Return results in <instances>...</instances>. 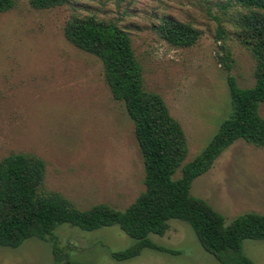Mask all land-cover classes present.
I'll return each mask as SVG.
<instances>
[{"label":"rangeland","instance_id":"1","mask_svg":"<svg viewBox=\"0 0 264 264\" xmlns=\"http://www.w3.org/2000/svg\"><path fill=\"white\" fill-rule=\"evenodd\" d=\"M0 13V159L31 154L45 163L41 193H57L84 210L106 204L125 210L144 191L143 159L123 103L113 99L101 61L64 37L71 16H94L124 29L142 69L144 89L158 94L181 125L190 162L229 117L226 77L239 88L255 84V59L241 44L232 9L217 23L209 0H67L37 10L30 0H13ZM189 24L200 33L195 45L179 48L162 40V20ZM224 31V42L217 30ZM224 46V51L221 47ZM229 53L230 70L220 61ZM264 119V103L259 107ZM180 176L177 171L175 178ZM190 194L220 213L225 224L246 213L264 214V148L237 140L195 178ZM70 260L86 264H220L200 246L190 226L170 220L164 236L149 239L174 254L144 249L125 262L111 254L134 240L117 226L92 232L56 228ZM242 251L264 264V241L245 240ZM0 264H54L50 241L29 239L19 248L0 247Z\"/></svg>","mask_w":264,"mask_h":264},{"label":"trees","instance_id":"2","mask_svg":"<svg viewBox=\"0 0 264 264\" xmlns=\"http://www.w3.org/2000/svg\"><path fill=\"white\" fill-rule=\"evenodd\" d=\"M208 5L209 0H202ZM32 8L50 9L67 0H30ZM13 0H0V13L13 8ZM218 13L208 15L217 23L232 9L242 13L234 21L238 38L255 59V84L242 89L228 75L231 113L219 126L205 148L190 162L181 125L171 116L156 93L144 89L142 69L136 60L128 33L117 24L94 16H71L64 37L82 52L98 58L114 100L123 103L133 123L134 137L144 165V191L125 210L106 204L78 209L57 193H41L45 163L31 154H11L0 159V247L17 249L29 239L50 241L54 264H86L68 258L58 244L55 230L69 225L85 232L117 226L134 243L113 252L125 262L144 249L168 254L173 251L154 244L149 235L162 237L170 220L190 226L200 246L220 264H254L242 251L245 240L264 241V214L246 213L225 224L223 216L204 200L190 194L193 180L211 169L215 160L237 140L264 148V0H224L214 4ZM156 32L169 45L189 48L200 33L189 24L162 20ZM224 42V31L217 30ZM224 51V46L221 47ZM230 70L229 53L220 58ZM177 171L180 176L175 178Z\"/></svg>","mask_w":264,"mask_h":264}]
</instances>
